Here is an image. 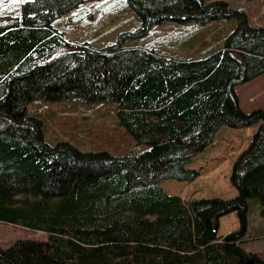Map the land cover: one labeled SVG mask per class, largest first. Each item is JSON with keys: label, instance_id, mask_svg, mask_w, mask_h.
Wrapping results in <instances>:
<instances>
[{"label": "trees", "instance_id": "obj_1", "mask_svg": "<svg viewBox=\"0 0 264 264\" xmlns=\"http://www.w3.org/2000/svg\"><path fill=\"white\" fill-rule=\"evenodd\" d=\"M88 1L30 0L0 17V222L45 235L0 247V264H264L243 246L250 215L264 219V110L243 112L235 92L264 74V27L222 0H125L137 38L167 23L235 26L204 56L126 48V35L97 49L54 25ZM36 100L113 105L140 153L47 144L27 116ZM256 125L231 168L236 197L186 202L160 187L194 182L186 166L220 127ZM232 213L238 230L218 238Z\"/></svg>", "mask_w": 264, "mask_h": 264}, {"label": "rangeland", "instance_id": "obj_2", "mask_svg": "<svg viewBox=\"0 0 264 264\" xmlns=\"http://www.w3.org/2000/svg\"><path fill=\"white\" fill-rule=\"evenodd\" d=\"M27 1L30 0H0V17L17 16L20 5ZM222 1L227 2L232 10L243 11L252 25L264 27V0ZM54 25L65 33L66 39L88 43L97 49L115 45L121 36L126 35L128 37L123 41L126 48L141 46L167 57H189L206 55L214 44V48L220 47V41L233 30L235 22L222 20L205 26L167 23L154 27L147 36L137 38L135 34L140 21L125 0H92L63 15ZM235 92L243 112L264 110V74L237 86ZM114 111L113 105L101 102L81 104L36 100L27 106V116L40 120L44 140L49 145L65 141L84 152L105 151L117 157L139 154L140 150L134 148L131 136L118 125ZM256 130L257 126L243 130L220 127L212 144L186 166L197 171L199 177L191 183L163 181L161 188L186 202L234 198L237 192L229 182L231 167L247 148ZM258 219H249L251 227ZM220 223L218 235H226L239 228L235 215L224 216ZM33 239L44 240L45 235L0 222V247ZM248 247L264 259V242H251Z\"/></svg>", "mask_w": 264, "mask_h": 264}, {"label": "crops", "instance_id": "obj_3", "mask_svg": "<svg viewBox=\"0 0 264 264\" xmlns=\"http://www.w3.org/2000/svg\"><path fill=\"white\" fill-rule=\"evenodd\" d=\"M257 126V128H258V125H256ZM256 126H253V127H256ZM251 128V127H250ZM248 129V128H247ZM252 132H254V131H252ZM233 165V164H232ZM232 168V167H231ZM161 184V183H160ZM161 187V186H160ZM169 195V194H168ZM171 196H173V195H171ZM237 196V195H236ZM235 196V197H236ZM229 215H235L234 213H232V214H229ZM227 216V215H226ZM236 216V215H235ZM253 217H258L259 219L256 221V223H255V226L254 227H251V223H250V220L253 218ZM223 219V217H221L220 219H219V227H220V222H221V220ZM250 220H249V225H248V229H247V234H246V237L244 238V240L243 241H245L244 243H243V246H244V249L247 251V252H249V253H251V254H253V255H255L259 260H261L262 262H264V259L263 258H260L259 256H258V254H256L255 252H252L251 251V249L248 247L249 246V244L251 243V242H264V219H261V217L258 215V213H255V214H253V216L251 217V218H249ZM256 220V219H255ZM250 228H252V233H250ZM218 230H219V228H218ZM236 231V230H235ZM232 232H234V231H232ZM231 233V232H230ZM230 233H228V234H230ZM249 233L250 234H253V235H249ZM228 234H226V235H218L217 234V237H219V236H222V237H219V238H223V237H225V236H227Z\"/></svg>", "mask_w": 264, "mask_h": 264}, {"label": "water", "instance_id": "obj_4", "mask_svg": "<svg viewBox=\"0 0 264 264\" xmlns=\"http://www.w3.org/2000/svg\"><path fill=\"white\" fill-rule=\"evenodd\" d=\"M245 264H256L253 259H249Z\"/></svg>", "mask_w": 264, "mask_h": 264}]
</instances>
